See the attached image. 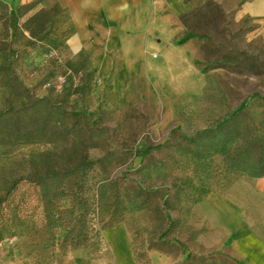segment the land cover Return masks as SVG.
Wrapping results in <instances>:
<instances>
[{
    "label": "rangeland",
    "instance_id": "1",
    "mask_svg": "<svg viewBox=\"0 0 264 264\" xmlns=\"http://www.w3.org/2000/svg\"><path fill=\"white\" fill-rule=\"evenodd\" d=\"M28 13L19 17L12 38H1L0 24L1 42L10 47L0 53V62H11L30 92L43 96L48 90L41 80L53 66L51 58L59 54L63 60L71 53L61 45L66 34L61 18L29 41L21 27ZM200 28L197 40L178 44L176 37L165 54L155 46L142 48V54L134 48L129 55L136 61L120 77L94 78L87 114L108 128L110 148L122 151L126 161L105 173L96 164L79 170V181L57 210L61 218L78 220L73 234L82 235L64 252L61 234L53 239L39 225L37 187L21 182L12 196L23 202L19 216L12 218L11 207H0V221L7 222L0 228V264H105V232L119 223L127 227L141 264L149 263L151 249L175 255L203 249L207 232L200 229L198 203L191 200L204 191L233 200L251 221L263 224L264 176L225 177L218 156L191 158L180 135L194 134L243 102L245 110L228 127L251 129L258 138L256 153L264 157V28L247 18L235 23L231 17L202 22ZM227 54L233 58L225 60ZM66 75L56 78L59 89L71 81ZM72 104L68 99L66 105ZM101 153L92 149L90 159ZM184 180L190 183L184 185ZM73 202L82 208L71 212Z\"/></svg>",
    "mask_w": 264,
    "mask_h": 264
},
{
    "label": "trees",
    "instance_id": "2",
    "mask_svg": "<svg viewBox=\"0 0 264 264\" xmlns=\"http://www.w3.org/2000/svg\"><path fill=\"white\" fill-rule=\"evenodd\" d=\"M47 1L49 3L45 6ZM37 5L40 8L21 25L29 41L43 34L50 23L61 18L66 29L61 45L69 52L65 44L70 32L67 26L69 15L55 0H33L18 5L13 12L4 0H0L1 38H12L18 29L19 17ZM202 6L180 17L185 31L177 36L178 44L197 35L202 22L224 18L219 5L212 0H207ZM6 50L10 51L9 45L6 46L0 39V53ZM228 58L233 57L227 54L225 60ZM51 59L53 66L41 80L48 90L43 96L30 92L15 73L11 62H0V207H11L9 214L12 218L19 216L23 202L12 197L19 184L25 182L37 187V201L42 208L39 225L53 239L56 234H61L58 241L64 252L69 245L75 246L73 240L82 235L80 226V232L73 234L76 225H80L79 221L61 218L57 210L67 191L79 181V170L96 164L105 173L110 166L124 163L126 158L122 151L110 148L108 128L97 125L91 120V114H87L95 78L88 52L82 49L63 60L59 54ZM237 61L239 65L243 64L242 60ZM60 74H67L71 81L59 89L56 78ZM70 98L73 104L69 108L66 104ZM245 108L246 104L242 102L194 134H181L187 154L199 161L218 156L223 174L228 178L236 175L251 178L264 176V157L256 153L257 136L246 127L239 131L228 127V123ZM32 146L38 149L28 151ZM92 149H99L102 153L90 159ZM183 183L187 185L190 181L184 180ZM207 193L204 191L191 200L192 205L199 203ZM76 204L72 203L71 212L82 208L79 203L75 207ZM119 222L120 219L108 224L107 228ZM4 224H7L6 220L0 221V228Z\"/></svg>",
    "mask_w": 264,
    "mask_h": 264
},
{
    "label": "crops",
    "instance_id": "3",
    "mask_svg": "<svg viewBox=\"0 0 264 264\" xmlns=\"http://www.w3.org/2000/svg\"><path fill=\"white\" fill-rule=\"evenodd\" d=\"M4 1L11 9L33 0ZM55 1L69 15L70 32L65 39L68 51L76 54L86 50L95 77L105 79L128 72L129 65L136 61L129 55L134 48H141L142 54V48L155 46L165 54L168 46L175 45V38L185 31L180 17L207 0ZM212 1L219 5L224 17H231L235 23L247 18L264 28V0ZM39 8L37 5L29 9L26 18ZM195 40L197 36L185 43ZM197 209L200 229L207 232L205 248L186 249L178 255L151 249L147 251L148 264H264V222L254 223L236 202L213 194L201 200ZM105 241L109 255L105 264H141L125 224L119 223L106 231Z\"/></svg>",
    "mask_w": 264,
    "mask_h": 264
},
{
    "label": "built area",
    "instance_id": "4",
    "mask_svg": "<svg viewBox=\"0 0 264 264\" xmlns=\"http://www.w3.org/2000/svg\"><path fill=\"white\" fill-rule=\"evenodd\" d=\"M51 55L55 56V52L54 51H50Z\"/></svg>",
    "mask_w": 264,
    "mask_h": 264
}]
</instances>
